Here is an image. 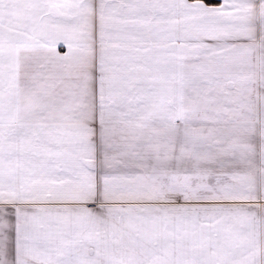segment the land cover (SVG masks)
<instances>
[{
  "label": "snow or ice",
  "instance_id": "obj_1",
  "mask_svg": "<svg viewBox=\"0 0 264 264\" xmlns=\"http://www.w3.org/2000/svg\"><path fill=\"white\" fill-rule=\"evenodd\" d=\"M0 264H264V0H0Z\"/></svg>",
  "mask_w": 264,
  "mask_h": 264
}]
</instances>
